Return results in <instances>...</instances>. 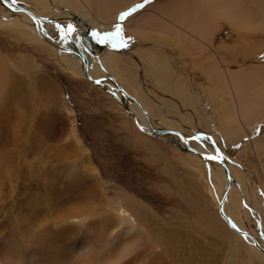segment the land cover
<instances>
[{
  "label": "rangeland",
  "instance_id": "1",
  "mask_svg": "<svg viewBox=\"0 0 264 264\" xmlns=\"http://www.w3.org/2000/svg\"><path fill=\"white\" fill-rule=\"evenodd\" d=\"M191 1L197 2L144 0L137 3L144 4L143 8L123 19L120 15L115 18L117 20L113 26L116 29L119 24L124 30L126 20L138 17L139 21L143 20L141 24L147 23L153 28L156 27L152 26L153 23L159 26L164 24L163 27L156 28H165L166 32L165 26H169L166 22L159 21L151 13L146 14L151 8L159 13L161 11L160 14L166 15L178 27L188 26V23L192 26L200 20L201 14L198 5L195 3L192 6ZM1 4L5 6L3 0ZM216 22L218 28L213 26H217ZM216 22L211 25L214 28L210 30L211 35L203 34L199 38L202 46L208 47L199 52L179 48L163 31H156L157 35L152 31L141 34L138 30L128 31L127 37L136 39V46L142 47L134 49L133 43V47L128 48L130 43L125 40L126 47H117L118 55L120 52H138L141 60L147 58L143 51L150 49L156 52L161 62L166 60L171 63L174 71V96L166 93V98L156 96L157 107L152 110L155 115L158 114L157 109L164 111L161 115H166V118L164 116L157 119L165 127L173 126L174 130L182 134L186 133L180 122H174L171 118L175 113L174 109L178 111L177 104H181L180 97L175 93L174 85L178 86L177 80L181 81L184 88L200 96V99H205L203 103L196 105L198 113H177L183 115L181 120L185 125L193 124L195 129L202 132L223 135L222 120L229 118L222 101L207 100L212 93L209 91L211 82L210 75L203 70L205 66L202 61L210 54V48L222 55L224 66L230 64L229 69L257 71L264 65V32L237 31L222 18ZM17 28L18 31H12L0 26V61L10 66L6 82L8 89L0 105V246H3L4 252V260L0 255V264H16L21 261L23 252L18 243L21 235L25 236L24 243L36 248L33 257L38 264H113L120 258L121 250L138 237L136 231L141 234L140 249L145 245L140 252L148 250V254L144 257L134 255L129 261L120 264H156L161 254L164 260L177 259L180 264H261L254 252L244 245L243 240L231 241L230 230H224L214 221L221 216V203H218L219 196L216 192L220 180L209 173L203 161H197L198 156L140 130L135 119L113 97L98 89L87 78L73 75L62 64L55 51L50 52L46 45L32 42L28 38L23 39L18 32L24 29ZM162 34L163 39L159 37ZM211 57L214 56L207 58V65L210 68L217 67V61ZM23 59H27L26 65L29 68L17 69L15 64ZM117 60L120 66L117 70L123 80H130L129 74L122 69L124 64H130L129 57L125 55L123 62L119 58ZM260 70L262 78L257 74H250L251 79L244 82V86H248L244 89L250 90L249 95L243 94L246 104L252 102L254 106L256 95L264 93V66ZM144 71L146 70L143 69L142 73ZM145 77L148 86L154 85L161 90L156 82L151 83L150 74H141L143 86H146ZM119 86L126 91L122 83ZM140 90L143 91L141 88ZM171 97L176 101L169 100L172 106L165 107V100ZM231 103L235 108V102L232 100ZM143 104L147 107L149 105L145 101ZM66 106L72 110L73 115L68 114ZM195 115L200 117L197 119ZM263 115L264 112L258 119ZM74 131L89 155L82 153L77 147L73 138ZM252 134L255 141L262 139L264 122L257 125ZM241 142L242 140L222 136L216 147L226 154V163L231 167V173L226 177L237 178V190L244 187L239 175L249 179L252 202V207L249 208H255L258 214L251 211V215L248 212L245 204L249 199L243 196L241 207L251 215L250 224L255 222L256 227H259L257 230L260 225L264 230V172L253 147L247 145L244 148ZM263 149L264 143L260 147L262 153ZM93 168H96L107 183L104 189L99 185ZM73 187L76 190L69 192ZM128 194L142 202L143 206L128 199ZM76 196H81L84 200L76 203ZM108 200L123 206L126 214L131 216L133 227L119 225L120 221L114 214L104 233L106 237L112 231L118 232L119 236L111 248L107 250L104 245L97 244L74 253L73 245L78 244L79 240L75 237L77 225L74 226L76 223L70 218L76 216L80 209L91 213L88 227L92 232L84 231L81 238L94 239L98 236L93 231L98 230L101 218L107 214ZM89 209L92 210L87 211ZM256 215L259 216L257 220ZM157 245L165 250L158 251Z\"/></svg>",
  "mask_w": 264,
  "mask_h": 264
},
{
  "label": "bare ground",
  "instance_id": "2",
  "mask_svg": "<svg viewBox=\"0 0 264 264\" xmlns=\"http://www.w3.org/2000/svg\"><path fill=\"white\" fill-rule=\"evenodd\" d=\"M1 1L2 0H0V26L1 27L10 29L12 31H16L18 29L17 27L23 28L24 30L18 32L21 36H23L22 37L23 39L28 38L32 42L46 45V49L50 50V52L55 51L59 60L62 62V64L66 66V68H68L71 71L73 75L87 78L85 75V70L88 69L90 77L94 80H98L101 82V86L99 85L97 86V88L105 91L111 97H113L118 103H120L121 106H123L126 109V111L135 119V122L137 126H139L140 130L143 129L144 131H146L147 134H149V133H152L154 129L155 130H172V129L174 130L175 129L173 126L165 127L161 123V120L157 119L158 117L162 118L164 116L166 118V115H161L163 114L162 113L163 111L161 112L160 110L157 109L158 114L155 115L153 111L152 112L149 111L150 109L149 110L146 109L139 102L140 100L138 97L130 96L126 91H124L119 86V84H121L122 81L120 80L119 76L116 74L115 70L111 69L110 67L109 58L111 56V53L107 54L109 50H113L111 43H106V47L102 50L97 46H93L94 53H92L91 51H89L85 41L83 40L85 34H87L88 31H93L94 33H97L99 31V33H102L103 35L109 31H115L116 29L113 25L115 24V20L117 19H112L113 20L112 21L111 20V18H113L112 16H114V18H117L120 12L122 11L125 12L133 5H136L137 3L144 1V0H3L5 6L1 4ZM15 3H18V4H15ZM191 3H192V6L195 3L198 5L200 9L199 13L201 14L200 20L197 22H194L192 26H189V23H188V26L185 25L184 27H178L177 24H175L173 21L172 22L169 21L167 17H165L166 15L164 16L160 14L162 13L161 11L160 13L157 10L155 11L154 10L155 8L154 9L151 8L155 12L152 11L151 9L147 10L150 12H146V14L151 13L154 16H156L158 19H160L159 21L162 20L169 25V26H165L167 27V30L165 32V28L164 30L157 29L158 27H161V26L163 27L164 25L163 23H161L163 25H160V26L159 24H154V23L152 24V26L154 25L157 26V28L154 27L157 29L155 31H159L160 33L163 31V33L165 32L167 34L165 36H171L173 38H177L178 39L176 40L178 41L177 46L181 49L184 48V50L187 49V50H192L196 52L202 51L203 48L208 49L207 46L206 47L202 46V44L199 41L200 40L199 38L203 34L204 36L209 35V34L211 35L212 33H210V30L214 29V28H211V25L215 24V22L221 18L224 20H227L228 23L231 26H233V28H235L237 31L245 30L249 32L250 31L251 32H256V31L264 32V0H197V2L194 3L193 1H191ZM211 16L214 19L211 18ZM145 19L146 18H144V20ZM149 19L151 20V17ZM129 20L130 22H132V20L134 19L132 20L129 19ZM129 20L128 21L126 20L124 22V26L127 24H130ZM139 22H143V20ZM217 23L218 22H216V24ZM213 26L218 28V24L217 26L216 25H213ZM70 27H73L74 30L71 31ZM142 28L143 29L146 28V25L145 27L143 26ZM148 28L150 29L151 27H148ZM148 28H146L147 31H149ZM95 38L97 39L96 36ZM176 41L174 40V42ZM210 50L211 52L207 56V58L208 57L210 58V56L213 55L214 56L213 58L217 61V63L215 62V64H217V67L214 66L210 68L211 66L209 67L206 63L207 58L206 60L204 59L202 61L203 62L202 65L205 66V69L203 70H205V72L210 75L209 81L211 82V88L210 90L209 89L208 90L212 91V93H210V97H208L207 100L211 99L212 101H214L217 98L219 102L223 101L224 105H226V111H228L229 113L228 114L229 118L226 119L225 117L222 120L223 121L222 122L223 123V129H222L223 135H220L219 133L214 135L213 134L214 132L213 133L202 132V130L200 129H195L194 126H192L193 124L187 126L185 125V122L181 120L182 117H179L177 114L176 115L174 114L173 117L171 118H173L174 122L179 121L182 127L184 128V132L186 134L184 133L182 134L181 132L180 133L188 141L189 147H191V149H194L205 155L217 157V159L222 160V162L206 161L205 159L201 158L199 155L193 153L190 149H188L187 146H185L183 139L177 135H152V136L158 137L159 139L163 140L165 143H173L175 144L176 147H178V149L195 154L196 156H198L196 157L198 159L197 161H203V163L207 165L208 171H210L209 173L218 177V179L220 180V185L216 188V192L219 196L218 203L219 204L221 203V208H220L221 216L220 217L218 216V220H214V221L217 222L218 226H220L221 228L223 227L224 230L225 229L230 230L231 233H229L230 234L229 238H231V241L239 242L243 240L244 245L254 252V256L261 262V264H264V252L257 247V245H259L261 248L264 249V236H263L264 230L262 229L261 225H260V229L257 230V228L259 227H256L257 224H255V222L253 221H252L253 222L252 225L250 224V219L252 215L251 211L255 214H258L257 213L258 211L255 208H252L253 210L249 208V206L252 207V202H251V197H250V186H251L250 181L247 177L239 175L241 183L243 184L244 187H241L240 189L237 190L236 189V184L238 182L237 178L235 179L233 177L232 179L231 177L230 178L226 177L227 175L228 176L230 175L229 173H231V167H229V165L226 163V160H225L226 154H224L223 151L220 152L219 149L216 147V143L220 140V138H222V136L228 139L235 138V139H238V141L242 140L241 143L244 144V148L247 145H250L253 147V152L259 158V161H260L259 163H261L262 165L261 168L264 172V159H263L264 153L260 151V147L264 143V137L262 139L260 138L258 141H255L254 136L252 134L253 131L256 129L257 125L264 122V115L260 119H258L261 116V114H263L264 112V93L261 94V96L256 95L255 97L256 99L254 98L256 100V102H254L255 103L254 106L251 104L252 102H250L249 104H246L247 100L246 99L243 100L244 98L243 94L244 96H247L250 94V90L244 89L245 80L251 79L252 76L250 74H257L262 78V72L260 69L264 65L261 64L262 67L260 66L261 68H259L257 71H254L255 69L254 70L253 69H239V70L229 69L230 67L228 66L230 64L229 65L227 64V66L226 65L224 66L222 62L223 60H221L222 55L220 56V54H217V52L213 51V48H210ZM143 52L146 54L145 51ZM149 52L147 54H149L148 64H149L150 69H145V67L144 68L141 67L142 69H139L140 74L143 69L146 70L145 72L153 73L154 75L155 74L158 75L161 73V76L163 75L162 80L160 79L161 84L164 86V88L168 87L167 89H169L170 81H167V79L169 75L171 74L174 75L173 68L171 67L169 62L166 60H164V64H161L157 55L153 54L152 52L151 53ZM197 58L200 59L199 57ZM85 60H87V63H88L87 68L85 67ZM1 61H0V105L8 89L6 88V82L9 76L8 70L10 69V66L7 63H5L4 61L1 62ZM26 61L27 59H23L17 62L15 64L17 69L29 68V66L26 65ZM132 62L134 61H130V63L132 64V68H133L134 65ZM140 62H141V59H140ZM215 64H212V65H215ZM137 65L139 66V64ZM33 68L35 69V67ZM236 69L238 68L236 67ZM212 73H214V75ZM132 74H131V77H132ZM138 76L139 75L137 73V75L134 76V81L139 83L140 76L139 77ZM170 78L171 80H173L172 77ZM106 80H109V81H106ZM177 81L180 82V80H177ZM158 84H160V82ZM140 86L144 88L147 85L143 86V83H141ZM148 90L149 89L147 88L146 91ZM183 90L184 88L182 89L178 88L177 91L175 92L177 94L176 96L180 97V101L182 102L183 105L188 106L187 108L191 107L192 108V109L190 108L191 110H194L195 112H197L196 105L198 103H203L202 101L205 99H200V96L193 95L190 92L188 94L186 90L185 91L187 92V94H185ZM164 91L165 90L163 89V92ZM202 94L204 95V93ZM150 95L152 96V94ZM155 100H158V99H155ZM232 100L235 102V105H236L235 108H233V105H232L233 103H231ZM166 101H168V99ZM145 102H147V100H145ZM199 107H202V106H199ZM66 109H67L68 114L73 115L72 110L68 106H66ZM187 113H189V111ZM195 117L197 118L198 116L195 115ZM174 131H177V130H174ZM73 138L75 139L76 145L79 148V150L82 153L89 155L87 154L88 150H86L83 147V144L80 141V138L77 136V133L75 131L73 132ZM215 147L218 149L219 152L216 150ZM204 151H207L209 153L204 152ZM226 168H228V172ZM92 171L95 172V176L97 177L99 185L101 186V188L104 189V186L107 185V183L102 179V177L100 176L96 168H93ZM226 188H227V192H226ZM75 190L76 189L73 187L72 189L69 190V192L75 191ZM82 194L83 192L81 193V195ZM12 196L14 195L12 194ZM242 196L243 198L249 199L248 203H246L245 206L250 210L249 211L247 209L248 212L251 213V215L244 208L241 207ZM75 198L77 199L76 203H79L81 200H84L83 197L81 196H76ZM128 199H130L134 203H137L139 206H143L142 202L138 201L137 199L130 196L129 194H128ZM55 200L57 201V199ZM84 210L80 209L79 212H76V216L70 218V219H73L74 220L73 222L76 223L74 224V226L77 225V228H75V231H76L75 237L79 240L78 244L73 245L74 248L72 249V251L74 253H77V251L81 252L84 250V248H87L89 246L94 247L97 244L104 245L105 249L107 248V250L111 248L114 242L116 241L117 237L119 236L118 232L112 231L106 237L104 236V233L105 231H107V228L109 227V223H111V218H114L112 217L114 216V214H115V217L120 221L119 225L130 227V228H132L134 225L132 219L130 218L131 216L129 217L126 214L122 205L118 204V202H115V201L111 202V200H108L107 201V214L103 216V219L101 218L100 221L102 223L98 227V230L93 231V234L98 236L99 238L96 237L91 240H88L85 237L81 238V233H83L84 231H86L87 233L92 232V230H90L88 227L89 226L88 220L91 219L92 217L90 215L91 213L89 214V212L87 213L83 212ZM90 210L92 209H89L87 211H90ZM111 213L113 215H111ZM258 217L259 216L256 215L255 220H257ZM61 221H63V219ZM216 222H214V224ZM233 225H235V228L247 233L248 235L244 236L238 233L235 229H233ZM71 227H73V225ZM65 229L67 230V228ZM136 233L138 237H136L134 241L126 245L124 249L121 250L120 258L117 261H115L113 264H120V263H124L125 261H129L128 259H130L134 255L135 256L143 255L144 257L145 255L148 254L147 252L148 250L140 252L141 250H143V246L145 245H143L142 249H140L139 242L141 240L139 237H141V234H138L137 231ZM62 236L64 235L62 234ZM20 238L21 239L18 240V243L20 244V247L22 249L23 258L21 259L19 263H16V264H38V262H36L33 257V253L36 251V248L33 245L24 243L25 236L21 235ZM158 247L159 246L157 245L156 248L158 249V251L165 250V248L160 249ZM233 251L235 252L236 250H233ZM3 254H4L3 246H0V255L2 256V259L4 260ZM161 255H159L160 257H158L156 264H159V263L160 264H180L179 262H177V259L173 260L169 255L168 256L171 258L170 260H164L165 258L161 257Z\"/></svg>",
  "mask_w": 264,
  "mask_h": 264
},
{
  "label": "crops",
  "instance_id": "3",
  "mask_svg": "<svg viewBox=\"0 0 264 264\" xmlns=\"http://www.w3.org/2000/svg\"><path fill=\"white\" fill-rule=\"evenodd\" d=\"M134 7V6H133ZM131 8V7H130ZM129 8V9H130ZM128 9V10H129ZM127 10V11H128ZM127 11H125V12H127ZM125 12H120L119 13V15H118V17L122 14V13H125ZM113 18H111V20L112 19H115L114 18V16H112ZM138 18V17H137ZM132 20V19H131ZM113 21V20H112ZM130 22V21H129ZM134 23V25H132L131 26V23ZM132 22L130 23V24H127V25H125L124 26V30H123V35H124V38H125V41H129V43H130V46L128 47V48H132L133 46H131V44H133L134 43V49H138V48H140V47H142V45L141 46H136V42H137V40L136 39H134V38H128L127 36H128V31H131V30H138V31H140V33H144V32H147V27H150L149 25H146L147 23H144V24H141L140 22H139V20H137L136 18L134 19V20H132ZM139 24V25H138ZM145 25L147 26L146 28H142L143 26L145 27ZM157 27V26H156ZM114 28V27H113ZM152 29V30H151ZM151 29H149V31H155V30H153V29H155V28H152L151 27ZM142 31H144V32H142ZM97 32V31H96ZM97 33H99V31L97 32ZM108 33V32H107ZM127 33V34H126ZM156 35H157V32L155 31L154 32ZM101 36H104L102 33H99ZM160 37H162V39H163V37L164 36H160ZM171 41H173V43L175 44V45H178V41H176V40H178L177 38H173V37H171V36H167ZM129 40H128V39ZM173 39V40H172ZM130 40H132V41H130ZM174 40L176 41V42H174ZM112 49L113 50H109L108 52H107V54H110L111 53V56H110V58H109V64H110V67H111V69H114L115 70V72H116V74L119 76V78L120 79H122L121 81H122V84L125 86V89H126V92L130 95V96H132V97H138L139 98V102L146 108V109H150L149 111H153L152 109L154 108V106H156V104L158 103V101L157 100H155V99H157L156 98V96H160V97H164V98H166V92H167V95H171V96H174V87H173V85H171V84H173V80H171V78L170 77H172V79H173V77H174V75L173 74H171V75H169L168 76V79H167V81H170L169 83V85H170V88L169 89H167L166 87L164 88V86L161 84V80H162V76H161V73L160 74H153V73H147V72H145V74H150L151 75V77L153 78H151V83H153V82H156L157 84L160 82V84H158L159 85V87H161V90L163 91V89L165 90L164 92H162L160 89H158L156 86H154V85H147L146 87H142V86H140L141 85V83H142V80H141V78L139 79V83L138 82H136V81H134V76L135 75H137V73H138V75L139 76H141V74L143 75V73H142V71H141V74H140V72H139V69H142V68H144L145 67V69H150V67H149V64H148V58H149V54H147L149 51H151L153 54H155V55H157L156 54V52L155 51H153V50H150V49H146V50H144L145 52H146V55H147V58H146V60H141V62H140V53L138 54V52H134V54H131L130 52H128V53H126V52H120L121 54H119L118 55V53H116L118 50H117V47H113L112 46ZM151 52H149V53H151ZM125 55L126 56H128L129 57V61H134L135 62V64H134V62H132L133 63V68H132V64L130 65V64H124V67L122 68V69H126V70H130V72H129V70L128 71H126V70H123V72H126V73H129V76H130V80H132V81H130V80H126V81H124L123 80V77L121 76V74L119 73V71L117 70V68L119 69V63H118V58L123 62V58L125 57ZM136 55H137V57H136ZM118 57V58H117ZM158 57V56H157ZM113 60H112V59ZM140 62V63H139ZM160 63L161 64H164V61H160ZM137 64H139V66L137 65ZM142 64V65H141ZM169 64L171 65V63L169 62ZM128 67V68H127ZM136 67V68H135ZM142 67V68H141ZM130 68H132V69H130ZM138 68V69H137ZM135 69V70H134ZM117 70V71H116ZM132 70V71H131ZM138 70V71H137ZM134 72V73H133ZM133 73V74H132ZM131 74H132V77H131ZM153 74V75H152ZM138 76V77H139ZM156 76V77H155ZM159 77H161V78H159ZM146 78V79H145ZM144 78V80L146 81V83H147V77H145ZM155 78H157V79H155ZM161 79V80H160ZM148 81H150L149 79H148ZM126 83L127 85H130V86H127L126 84H124V83ZM129 82V83H128ZM131 83V84H130ZM135 83V84H134ZM177 83H178V86L177 85H175V91H177V89L179 88H184V86H182V84H181V81L179 82V81H177ZM179 83H180V85H179ZM144 84V83H143ZM137 87H135V86ZM181 86V87H180ZM176 87H177V89H176ZM140 88L141 89H143V91L141 92V90H140ZM149 89L148 91H146V89ZM173 89V90H172ZM132 90H134V92L132 91ZM152 90V91H151ZM171 90V91H170ZM188 92V94H189V92L191 93V94H193V95H196L195 93H193L192 92V90H190L189 91V89L187 90V89H185L184 88V92H185V94H187V92ZM144 92V93H143ZM172 93V94H171ZM145 94H147V95H145ZM150 94H152V96H153V98H152V96L150 95ZM169 95V96H170ZM177 95V94H176ZM199 95V94H198ZM148 96V97H147ZM146 97V98H145ZM217 99V98H216ZM145 100H147V102L146 103H148L149 105H148V107H146L144 104H143V101H145ZM155 100V101H154ZM169 100H175L176 101V99L174 98L173 99V97H171V98H169L168 99V101H166L165 100V104H167V106H169V107H171L170 106V104H169ZM148 101H150V102H148ZM223 102V101H222ZM154 104V105H153ZM164 104V106L166 107V105ZM181 104H182V102H181ZM181 104H180V106L177 104V109H178V111L177 110H175L174 109V111H176L174 114H181V113H187L188 111H189V113L188 114H191V113H193V112H195L194 110H191L190 109V107L189 108H187L188 106H186V105H183L182 104V106H181ZM186 107V108H184V107ZM157 107V106H156ZM152 108V109H151ZM161 109V108H160ZM180 109V110H179ZM182 109H184L183 111H182ZM188 109H190V110H188ZM159 110V109H158ZM187 111V112H186ZM190 111H193V112H190ZM162 112V111H161ZM162 113H164V111L162 112ZM179 117H181L182 115H178ZM184 118H186L185 116H184ZM191 118V117H190ZM173 119V118H172ZM187 121V120H186ZM188 123V122H187Z\"/></svg>",
  "mask_w": 264,
  "mask_h": 264
},
{
  "label": "water",
  "instance_id": "4",
  "mask_svg": "<svg viewBox=\"0 0 264 264\" xmlns=\"http://www.w3.org/2000/svg\"><path fill=\"white\" fill-rule=\"evenodd\" d=\"M70 30L73 31L74 28L73 27H70ZM93 31H88L87 34H85L83 40L85 41L89 51H91L92 53H94V49H93V46H97L99 47L101 50L104 49L106 47V43H100L96 38L95 36L93 35ZM87 60H85V67L87 68ZM85 75L86 77L89 79V81H91L93 84L97 85V86H101V82L98 81V80H94L90 77V74L88 72V69L85 70ZM142 129V128H141ZM143 130V129H142ZM144 131V130H143ZM151 135H177L179 136L180 138L183 139V142L185 144V146H187L188 149H190L193 153L199 155L201 158L205 159L206 161H216V162H222V160H219V159H209L208 157H212L210 155H205V154H202L194 149H191V147H189V144H188V141L183 137V135L178 132V131H174V130H153L152 133H149ZM227 169V172H228V168ZM222 214V213H221ZM233 229H235L238 233L246 236L248 235L247 233L243 232V231H240L239 229L233 227ZM257 247L259 249H261L263 252H264V249L261 248L259 245H257Z\"/></svg>",
  "mask_w": 264,
  "mask_h": 264
},
{
  "label": "snow or ice",
  "instance_id": "5",
  "mask_svg": "<svg viewBox=\"0 0 264 264\" xmlns=\"http://www.w3.org/2000/svg\"><path fill=\"white\" fill-rule=\"evenodd\" d=\"M144 4H136L132 9H129L127 12L121 14V19L131 16L137 9L143 8ZM94 36L97 37L100 43H111V45L115 48L120 45L127 46L124 43V35L123 28L118 24L116 26V30L114 33H106L104 36H101L99 33H93ZM209 159H217V157H208ZM235 227V225H233Z\"/></svg>",
  "mask_w": 264,
  "mask_h": 264
}]
</instances>
